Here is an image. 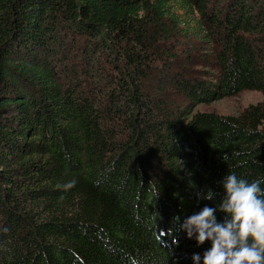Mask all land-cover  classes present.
<instances>
[{"label":"trees","instance_id":"obj_1","mask_svg":"<svg viewBox=\"0 0 264 264\" xmlns=\"http://www.w3.org/2000/svg\"><path fill=\"white\" fill-rule=\"evenodd\" d=\"M229 173L264 179V0H0V264H192Z\"/></svg>","mask_w":264,"mask_h":264},{"label":"clouds","instance_id":"obj_2","mask_svg":"<svg viewBox=\"0 0 264 264\" xmlns=\"http://www.w3.org/2000/svg\"><path fill=\"white\" fill-rule=\"evenodd\" d=\"M220 184L219 204H205L180 224L196 247L211 245L203 253H192V264H264V179L248 181L229 173ZM216 196L208 189L197 193V200L214 201ZM218 212L223 214L220 220Z\"/></svg>","mask_w":264,"mask_h":264},{"label":"rangeland","instance_id":"obj_3","mask_svg":"<svg viewBox=\"0 0 264 264\" xmlns=\"http://www.w3.org/2000/svg\"><path fill=\"white\" fill-rule=\"evenodd\" d=\"M197 69L193 72H189V75H194L200 72L199 66H195ZM262 95L255 90H241L238 93L225 96L216 100L208 102H202L195 104L191 110L194 111H213L221 115H238L247 106L260 103L262 101Z\"/></svg>","mask_w":264,"mask_h":264}]
</instances>
